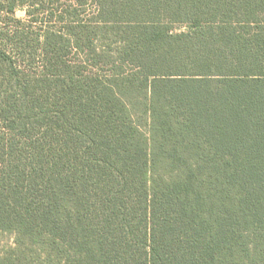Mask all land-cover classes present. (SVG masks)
<instances>
[{"label":"trees","instance_id":"trees-1","mask_svg":"<svg viewBox=\"0 0 264 264\" xmlns=\"http://www.w3.org/2000/svg\"><path fill=\"white\" fill-rule=\"evenodd\" d=\"M59 1L0 0V264H264V0L68 3L27 59Z\"/></svg>","mask_w":264,"mask_h":264},{"label":"rangeland","instance_id":"rangeland-1","mask_svg":"<svg viewBox=\"0 0 264 264\" xmlns=\"http://www.w3.org/2000/svg\"><path fill=\"white\" fill-rule=\"evenodd\" d=\"M47 1L48 0H44V2H47ZM68 3H72V8L70 9H74L76 14L71 16L70 19L67 18V20L69 21L77 20V17H79L78 19H81L85 23L96 22V19H97L95 18V15H96L95 11L97 9L96 0H60L59 2L55 4L45 3L46 5L45 8L40 9L39 11H35L37 9L36 7H33V6H27L29 9H26V8L19 9L18 8L16 10V13L14 15L22 23L20 25H17V29H19V31H25V35H26L25 40H24V44H25L24 46H26L27 44L33 45L27 48L28 50L27 52L23 53L27 59L32 58V55L30 52L32 51V48L35 47V41H33V38L37 36V33L40 32L42 27L52 26V27L66 31L65 24H60V23L53 24L54 23L52 22L53 20H50V17H48V15L51 11H54L59 14L60 10L64 11L65 9H67L66 4ZM29 10H31L32 13L35 12L34 13L35 15H29L28 13ZM34 19H36V21ZM15 24H18V23H14L11 15H6L5 12H2L0 14V30L4 31L5 34L9 33V36H10L12 27L14 28ZM66 50H67V54H66ZM80 56L77 54V51H74L73 49H70V48L65 49L64 58L67 60V63H71V65H74V63L78 62L79 59H81ZM35 59H36L35 62L31 66V71L32 73H35V74H41L44 70V66L40 58L35 57ZM92 68L95 74L99 73L101 75H109L111 73L110 67L103 66V64H100L98 67L96 66ZM3 241L1 243H3Z\"/></svg>","mask_w":264,"mask_h":264}]
</instances>
